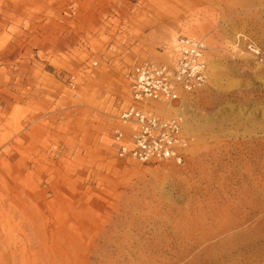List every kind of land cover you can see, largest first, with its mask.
<instances>
[{"label": "rangeland", "instance_id": "obj_1", "mask_svg": "<svg viewBox=\"0 0 264 264\" xmlns=\"http://www.w3.org/2000/svg\"><path fill=\"white\" fill-rule=\"evenodd\" d=\"M183 37L184 163L120 156L129 70ZM0 264H264V0H0Z\"/></svg>", "mask_w": 264, "mask_h": 264}, {"label": "built area", "instance_id": "obj_2", "mask_svg": "<svg viewBox=\"0 0 264 264\" xmlns=\"http://www.w3.org/2000/svg\"><path fill=\"white\" fill-rule=\"evenodd\" d=\"M249 47L259 52L255 43ZM168 60H144L128 72L131 101L120 114L124 127L114 130L118 153L142 164H183L188 137L181 118L157 113L156 103L173 104L204 86L209 77L208 48L198 38L178 39L165 50Z\"/></svg>", "mask_w": 264, "mask_h": 264}, {"label": "crops", "instance_id": "obj_3", "mask_svg": "<svg viewBox=\"0 0 264 264\" xmlns=\"http://www.w3.org/2000/svg\"><path fill=\"white\" fill-rule=\"evenodd\" d=\"M140 14H142V13H140ZM138 30L141 31V33H143V35L148 36V42L144 46V48H147V50H150V49L153 50L155 48L156 49L161 48V46L163 45L162 43L166 42L168 40V37H169L167 25H165V27H162L160 25H155V26H152L151 28L140 27V29H138ZM142 38H145V37L142 36ZM136 44H139V43H136ZM161 53L165 54L163 52H161ZM151 58H153L157 61L165 60V59L168 60V57L166 55L155 54V55H151Z\"/></svg>", "mask_w": 264, "mask_h": 264}]
</instances>
